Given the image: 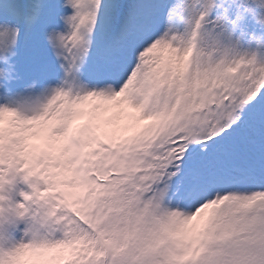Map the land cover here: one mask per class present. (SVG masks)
<instances>
[{
	"label": "snow or ice",
	"instance_id": "1",
	"mask_svg": "<svg viewBox=\"0 0 264 264\" xmlns=\"http://www.w3.org/2000/svg\"><path fill=\"white\" fill-rule=\"evenodd\" d=\"M258 26L264 0H9L0 190L44 187L0 195V264H264Z\"/></svg>",
	"mask_w": 264,
	"mask_h": 264
},
{
	"label": "rangeland",
	"instance_id": "2",
	"mask_svg": "<svg viewBox=\"0 0 264 264\" xmlns=\"http://www.w3.org/2000/svg\"><path fill=\"white\" fill-rule=\"evenodd\" d=\"M9 0H0V10L7 8ZM251 38V37H250ZM244 48L249 52L256 50V44L244 45ZM264 58V52H261L258 55V59ZM33 184H38L41 188L44 187L43 181L39 180L36 177H26V173L17 172L8 173L6 178V183L3 186V189L0 190V195L5 197L4 203L7 204H16L19 202H24V192H32ZM34 207H36L34 205ZM33 217L31 214L28 216L18 219L17 226L15 228H7L8 233L13 237L14 240L19 241L24 237V229L28 227L29 223H32Z\"/></svg>",
	"mask_w": 264,
	"mask_h": 264
},
{
	"label": "trees",
	"instance_id": "3",
	"mask_svg": "<svg viewBox=\"0 0 264 264\" xmlns=\"http://www.w3.org/2000/svg\"><path fill=\"white\" fill-rule=\"evenodd\" d=\"M256 36L264 40V28L258 26L256 30Z\"/></svg>",
	"mask_w": 264,
	"mask_h": 264
}]
</instances>
